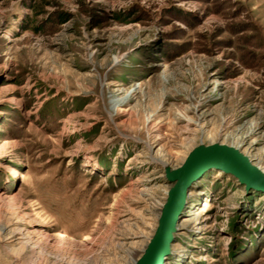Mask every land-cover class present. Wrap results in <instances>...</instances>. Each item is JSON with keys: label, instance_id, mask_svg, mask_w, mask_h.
I'll return each instance as SVG.
<instances>
[{"label": "rangeland", "instance_id": "1", "mask_svg": "<svg viewBox=\"0 0 264 264\" xmlns=\"http://www.w3.org/2000/svg\"><path fill=\"white\" fill-rule=\"evenodd\" d=\"M212 143L264 173V0H0V264L133 263ZM187 192L162 264H264L263 191Z\"/></svg>", "mask_w": 264, "mask_h": 264}, {"label": "water", "instance_id": "2", "mask_svg": "<svg viewBox=\"0 0 264 264\" xmlns=\"http://www.w3.org/2000/svg\"><path fill=\"white\" fill-rule=\"evenodd\" d=\"M207 168L231 174L247 188L264 192V173L237 149L223 143L195 146L178 167H164L165 181L171 186L166 192L153 235L141 255L131 264L163 263L170 251L187 190L192 181Z\"/></svg>", "mask_w": 264, "mask_h": 264}, {"label": "bare ground", "instance_id": "3", "mask_svg": "<svg viewBox=\"0 0 264 264\" xmlns=\"http://www.w3.org/2000/svg\"><path fill=\"white\" fill-rule=\"evenodd\" d=\"M233 148H235V149H237L238 151H240L239 149H238V146H234ZM241 153V152H240ZM257 167V166H256ZM258 168V167H257ZM187 194H188V192H187ZM188 197V196H187Z\"/></svg>", "mask_w": 264, "mask_h": 264}]
</instances>
